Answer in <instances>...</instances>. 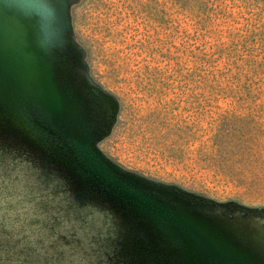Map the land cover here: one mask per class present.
I'll return each instance as SVG.
<instances>
[{"label":"rangeland","instance_id":"374dc122","mask_svg":"<svg viewBox=\"0 0 264 264\" xmlns=\"http://www.w3.org/2000/svg\"><path fill=\"white\" fill-rule=\"evenodd\" d=\"M48 2L61 128L182 225L0 126V233L20 263L217 264L191 226L226 264H264V0Z\"/></svg>","mask_w":264,"mask_h":264},{"label":"water","instance_id":"95a60500","mask_svg":"<svg viewBox=\"0 0 264 264\" xmlns=\"http://www.w3.org/2000/svg\"><path fill=\"white\" fill-rule=\"evenodd\" d=\"M57 8L48 0H0V126L40 143L94 184L118 191L154 214L182 225L177 215L163 206L135 193H121L119 184L90 164L94 153L88 140L61 128L60 116L69 114L66 103L62 104L58 59L67 51ZM185 228L193 239L199 238L203 248L198 255L211 263L214 256L217 264H226L224 254L211 253L198 229ZM229 259L233 261V257Z\"/></svg>","mask_w":264,"mask_h":264},{"label":"trees","instance_id":"16d2710c","mask_svg":"<svg viewBox=\"0 0 264 264\" xmlns=\"http://www.w3.org/2000/svg\"><path fill=\"white\" fill-rule=\"evenodd\" d=\"M4 236V234L0 233V264H21L19 260L20 254L18 253L20 251L19 247L16 246L15 250H10L9 242ZM178 248L182 249L181 246Z\"/></svg>","mask_w":264,"mask_h":264}]
</instances>
